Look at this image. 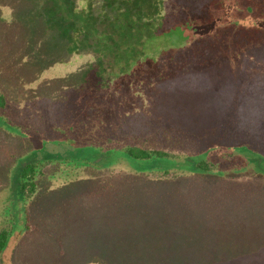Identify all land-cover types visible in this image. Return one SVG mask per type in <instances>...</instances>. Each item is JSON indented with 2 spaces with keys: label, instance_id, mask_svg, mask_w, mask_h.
I'll return each instance as SVG.
<instances>
[{
  "label": "trees",
  "instance_id": "16d2710c",
  "mask_svg": "<svg viewBox=\"0 0 264 264\" xmlns=\"http://www.w3.org/2000/svg\"><path fill=\"white\" fill-rule=\"evenodd\" d=\"M0 143V264H264V0H0Z\"/></svg>",
  "mask_w": 264,
  "mask_h": 264
},
{
  "label": "rangeland",
  "instance_id": "374dc122",
  "mask_svg": "<svg viewBox=\"0 0 264 264\" xmlns=\"http://www.w3.org/2000/svg\"><path fill=\"white\" fill-rule=\"evenodd\" d=\"M5 12L7 13V17H11V14H12V9L11 8H9V9L5 8ZM209 81L212 83L211 78L209 79ZM198 83L202 84V85L197 86L198 88H204L205 86H207V84H205V83H201V82H198ZM193 86H194V84H193V82H191L189 84V87H193ZM192 96L193 95L190 94V93L186 94V95H180V96L173 95V97L172 96L168 97V96L163 95L161 98L157 99L158 100V104L155 105V111H156V115H160L161 116L160 118L162 120V121L161 120H157V122L163 123V121L166 122L167 119H170L172 122H170L169 124L173 128H175V123L176 124H179V123H178V121L173 119L171 116H177L178 114H181L184 117V116H186L187 113L184 112V111H178L177 112V110H176V113L173 114V111L175 109L171 113H169V109H170L171 106H167V105H172V106H175L177 108H180L184 104V102L180 98H182L184 101H186L187 99H190V101L192 102L195 97L196 98H201V96L204 97L205 94H197L194 97H192ZM167 98H169V99H167ZM208 103H209V107H212V103L213 102L211 101V102H208ZM160 106H165L166 114L164 116H163V112L161 113L160 111L156 110L157 107H160ZM219 113L220 112H218V114ZM222 117H225V115L223 114ZM230 119H228V120H230ZM200 121H201V119L198 120V123ZM246 121L249 122L251 124V126H252V123L250 122V120L246 119ZM231 122L232 121L226 122V124L227 125H231ZM201 123H202V121H201ZM248 125H249L248 123H245L244 127H237V129L239 131L247 130L249 128ZM158 133L157 134L160 137H162L164 135L163 132H158ZM145 134H147V136L149 135V133L147 131H144V132L137 131V132H134L133 134H131L130 136H134L137 139H141L142 140V139L146 138V136H144ZM173 144H177V142L173 141ZM8 145L9 144H7L6 146L8 147ZM0 146L1 147H5L4 144H1V143H0ZM3 171L6 173L5 176L7 177L8 174H9V167H6V166L4 167L1 164L0 165V173H2ZM113 171L122 172V173L125 172L124 170L119 171L117 169H113ZM11 179H12L13 182L15 181V179H16L15 174L13 175V177ZM145 188H146V186H145ZM62 193L64 195H66V194H68V190H67V193H66L65 190L63 189ZM139 196H141L143 201L151 198V197H147V194H140ZM4 199H5V190L3 189V187H1L0 188V209H1V206H2V204L4 202ZM66 200H67V202L66 201L62 202V207L59 208L58 210L55 211L53 207L50 208L48 215H50L52 213H57L58 214L59 210L64 212L65 211L64 209L66 207H68V210L69 209H71V210L74 209L75 204L72 203L71 199L68 197ZM151 210H154L153 214H152L153 218L154 217H158L161 214V211H167V210H164V207L162 208L160 202H158V204H156L154 206V208H152ZM156 212H158V213L156 214ZM167 213H168V215H170L172 212H168L167 211ZM57 214L55 216H53L52 218L53 219H59L60 216H57ZM129 215H130V213L126 214V216H129ZM179 215H181V214H179ZM134 216L135 215H133V218H134ZM72 220H73V225L75 226V224H76V227H75L76 229L73 228V226H71L70 234L72 236L70 238H67V241L64 243V245H67L68 251H66V252H64V250L63 251H58L59 250L58 246L54 249L53 238L45 240L42 237H39L40 235H38V236H36V237H34L32 239V242H35L34 245L31 246V245L26 244V245H23L22 248L18 249L17 252L21 256V258H17L15 256L16 257V260H15L16 263L17 264H47V262L50 261L51 264H69V263L75 261L76 259L83 258L85 256V253H82V252H83V249H84L83 246L85 245V243L82 242V241L78 242V240L75 238V236H73V232H74V230H81L82 229V230H84V234H85L84 237H85L88 234V232H90V228L89 227L82 228L81 226L79 227V226H77V222L74 220L73 217H72ZM37 221L38 222L41 221V214L37 215V220H32V228L34 230H35L36 224H38ZM164 225H165L164 228L168 227L167 223H165ZM169 227H170V224H169ZM166 230H168V229H166ZM143 238H146V237H143ZM111 239H112V235H110V234H105L103 236V240L106 241V242H109ZM120 243H122V242L120 241ZM123 244H124V242H123ZM79 246H80V250L78 251V256H76V254H77V250L76 249H78ZM79 253H82L83 255L79 254ZM7 255H10V253L8 252ZM44 260H45V262L43 263L42 261H44Z\"/></svg>",
  "mask_w": 264,
  "mask_h": 264
}]
</instances>
